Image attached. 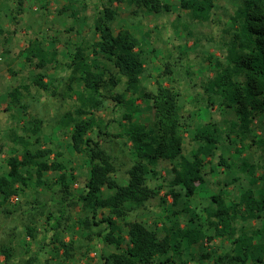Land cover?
I'll use <instances>...</instances> for the list:
<instances>
[{
	"label": "trees",
	"instance_id": "trees-1",
	"mask_svg": "<svg viewBox=\"0 0 264 264\" xmlns=\"http://www.w3.org/2000/svg\"><path fill=\"white\" fill-rule=\"evenodd\" d=\"M103 1H106L104 8L94 21L97 39L70 45L69 61L65 64L70 71L69 89L76 96L78 106L66 114L64 123L72 129V149L86 156L89 177L85 187L77 196L73 195L70 185V181L75 180L73 172L60 160L61 154L51 159L52 149L45 148L38 136L41 121L34 119L29 126L23 127L25 135L31 133L36 137L34 141L28 135L12 138L20 147V153L7 159L9 171L0 177V207L31 184L46 187V175L52 172L57 176L55 184L60 186L63 199L81 203L83 216L78 219V225L87 233L88 239H91L89 233L104 226V233L100 232L98 236L106 247L115 251L102 255L103 264H188L183 256L200 242L203 230L182 227L177 218L190 215L193 222L195 218L201 219L193 201L204 184L206 159L219 148L223 131L216 123H195L193 126L184 123L180 94L160 82L151 96L141 94V76L145 71L141 42L129 30H114L118 12L113 4L127 2L136 9L135 12L154 14L170 12L169 5L164 0ZM215 2L180 0V6L194 20L200 21L210 17ZM232 24L236 29L225 41V60L215 62L216 74L206 91L209 99L215 98L237 118L231 131L239 128L244 135L254 120L264 118V0H240ZM47 43L37 38L21 52L25 65L36 71L31 81L33 86L43 91L50 88L45 82V71L58 60L57 50L52 44L48 48L50 44ZM25 90L26 86L13 88L9 92V105L26 110V103H23ZM144 95L152 101L156 114L155 129L152 130L137 118L141 112L137 102ZM106 100H112L125 111L124 135L130 143L132 165L124 183L116 177L117 170L111 156L89 136L97 124L95 113ZM189 130L188 135L196 148L187 157L184 154V133ZM258 145L264 149V138L258 141ZM161 161L172 163L171 187L166 197L172 198L173 209L161 228H151L142 221L129 218L158 197L159 192L147 184V179L156 175L155 167ZM222 163L231 176V167L224 160ZM243 171L249 178V187L241 193L238 202L222 194L212 196L214 208L204 210V223L198 224L212 233L206 235L208 243L216 238L230 240L236 246L237 255L212 257L209 252L204 253L201 259L209 260L206 264H264V174L258 176L257 168L246 162ZM166 197L160 198L164 204L167 203ZM61 213L53 225L55 229L60 225L64 212ZM239 216L260 220L262 226L252 237L241 234L237 229ZM29 234L34 237L33 229ZM60 246L65 258H72V245L61 242ZM2 251L9 261V250Z\"/></svg>",
	"mask_w": 264,
	"mask_h": 264
},
{
	"label": "rangeland",
	"instance_id": "rangeland-1",
	"mask_svg": "<svg viewBox=\"0 0 264 264\" xmlns=\"http://www.w3.org/2000/svg\"><path fill=\"white\" fill-rule=\"evenodd\" d=\"M164 1L171 11L162 14L135 12L136 9L127 2L114 3L118 16L113 28L116 32L129 30L141 42L145 59L141 94L151 96L160 82L180 94L184 123L192 126L216 123L223 131L219 148L206 159L204 184L193 201L201 219L195 218L193 222L190 215L177 218L182 227L203 230L202 239L184 254L183 260L188 264H206L209 260L201 259L204 253L209 252L212 257L237 255L236 246L230 240L214 239L208 243L206 235L212 233L198 224L204 223L203 211L214 208L212 196L222 194L238 202L249 186L243 163L254 165L258 176L264 174V149L258 145L264 138V118L254 120L244 135L239 128L232 132L231 125L237 118L215 98L209 99L206 91L216 74L215 62L225 60V41L236 29L232 17L240 0H216L210 17L200 21L181 8L180 0ZM104 3L103 0H0V175L8 170L7 159L20 153V147L12 142L13 136L25 135L23 127L37 119L42 126L38 136L45 148L52 149L51 159L61 154L60 160L74 174L75 180L70 181L73 195L77 196L84 189L89 177L86 156L72 149V129L64 123L66 114L78 106L76 96L69 89L70 71L65 64L69 61L70 45L97 39L94 21ZM37 38L47 41L48 48L53 45L58 53L57 63L45 71V82L50 86L48 91L33 86L31 81L36 71L25 65L21 56V52ZM25 86L23 103H26V110L11 107L9 92ZM137 104L141 108L137 118L152 130L156 122L152 101L144 95ZM124 113V109L112 100L104 101L95 113L96 127L89 133L111 156L116 177L122 183L127 180V171L132 165L130 143L124 135L123 125L127 124ZM185 129H188L187 125ZM189 133L190 130L184 133L187 157L196 148ZM27 135L33 141L36 138L31 133ZM222 160L231 167V176ZM155 170L156 175L148 176L147 184L159 192L158 197L135 211L129 220L161 228L173 209L172 198L166 197L171 187L172 163L161 161ZM56 178L55 173H47L46 187L31 184L17 195L18 200L8 202L7 213L0 210V264H103L102 255L115 251L106 247L98 236L100 232L104 233V226L89 233L91 239H88L87 233L78 225V219L83 216L81 203L65 201L60 186L55 184ZM233 178L237 181H231ZM162 197H166V204L161 202ZM61 212H64L63 217L55 229L53 225ZM261 226L260 220L238 218L239 233L248 237ZM31 229L34 237L29 234ZM61 242L72 245V258H65ZM6 249L11 255L9 261L2 251Z\"/></svg>",
	"mask_w": 264,
	"mask_h": 264
},
{
	"label": "crops",
	"instance_id": "crops-1",
	"mask_svg": "<svg viewBox=\"0 0 264 264\" xmlns=\"http://www.w3.org/2000/svg\"><path fill=\"white\" fill-rule=\"evenodd\" d=\"M12 107V106H11ZM12 142H13V140H12ZM16 147H18V146H16ZM14 155V154H13ZM13 155H11V156H13ZM7 167H8V165H7ZM9 171V167H8V170L5 172V173H3V174H1L0 175V177L1 176H3V175H5V174H7V172ZM248 178V177H247ZM249 179V178H248ZM249 181V180H248ZM228 183V182H227ZM226 183V184H227ZM249 187V186H248ZM18 200V196L16 195V196H13V197H11L10 198V200L9 201H11V200ZM1 200V199H0ZM8 201V202H9ZM8 202H6L5 204H4V206L3 207H0V210L2 211V212H4V213H7L8 211L6 210L7 208H6V205L8 204ZM7 211V212H6ZM216 239H219V238H216ZM223 240H226V239H223Z\"/></svg>",
	"mask_w": 264,
	"mask_h": 264
}]
</instances>
